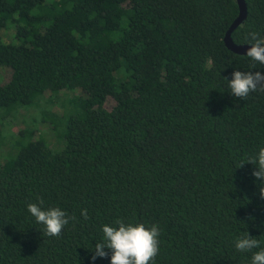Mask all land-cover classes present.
Masks as SVG:
<instances>
[{"label": "trees", "instance_id": "trees-1", "mask_svg": "<svg viewBox=\"0 0 264 264\" xmlns=\"http://www.w3.org/2000/svg\"><path fill=\"white\" fill-rule=\"evenodd\" d=\"M244 1L232 40H264V0ZM238 11L236 0H0V264H110L108 249L92 256L117 219L159 226L150 264H251L260 249L235 241L264 248V184L247 163L264 147V92L240 99L224 77L264 65L225 46ZM52 97L60 114L42 110ZM40 107L59 147L29 127L6 137L15 113ZM41 199L76 217L59 237L27 210Z\"/></svg>", "mask_w": 264, "mask_h": 264}, {"label": "clouds", "instance_id": "clouds-1", "mask_svg": "<svg viewBox=\"0 0 264 264\" xmlns=\"http://www.w3.org/2000/svg\"><path fill=\"white\" fill-rule=\"evenodd\" d=\"M250 47L246 50V56L255 64L264 65V40L259 38L255 31L249 32ZM228 81V87L231 93L240 98H246L250 92H264V74L259 71H240L234 70L231 78L224 77ZM256 166L257 170L252 172L262 184H264V147L260 148L258 154L248 160ZM242 166V165H241ZM240 166V167H241ZM260 198L264 199V186L260 187ZM43 200L39 204L29 203L28 212L35 218L37 223L44 225L43 235L47 237H59L64 227L70 220L76 217L68 216L67 212L60 207L42 209ZM81 215L88 219L87 209H83ZM116 226L104 225L103 243L95 245V254L92 256L94 261L97 257H107L110 250V264H150L154 261L159 252V235L158 225L146 227L143 223L126 224L122 219L115 221ZM235 248L239 252H251L253 249H260L252 254L251 264H264V248H261L260 241L248 233L242 234L235 241Z\"/></svg>", "mask_w": 264, "mask_h": 264}, {"label": "rangeland", "instance_id": "rangeland-1", "mask_svg": "<svg viewBox=\"0 0 264 264\" xmlns=\"http://www.w3.org/2000/svg\"><path fill=\"white\" fill-rule=\"evenodd\" d=\"M11 29H5L1 31V36L4 39L10 40L11 35ZM6 41V40H5ZM10 71L7 68L0 67V79L1 81H5L9 78ZM76 94H79L80 91H76ZM73 92H61L60 98H69L73 96ZM58 96V97H59ZM66 96V97H65ZM50 97L46 95V99ZM50 98L47 102L44 101L42 104L43 109L40 107L39 109L35 108H29V109H22L18 113H15L13 117L9 120V123L3 126V131L6 134V137H10L11 134L15 135L19 132V130H22L26 127L32 128L35 132L34 135H42L46 138L49 146L51 147H59L61 141L58 138V135H56V131L53 130V125L49 120L42 121L41 117V109L49 112H53L56 114H60L61 107H63V101H61L60 98ZM53 103V104H52ZM113 100L111 98H108L105 102V107L110 108L113 105ZM52 104V105H51ZM40 110V111H39ZM8 140V139H7ZM9 141V140H8ZM6 146H3L0 149V164L3 163L2 155L4 152H6Z\"/></svg>", "mask_w": 264, "mask_h": 264}, {"label": "water", "instance_id": "water-1", "mask_svg": "<svg viewBox=\"0 0 264 264\" xmlns=\"http://www.w3.org/2000/svg\"><path fill=\"white\" fill-rule=\"evenodd\" d=\"M237 5H238V15L237 17L233 20V22L230 24L228 27L227 31L225 32V35L223 37V41L225 43V46L239 54H246V50L250 47L249 44H237L235 43L232 38H231V33L232 31L243 21V19L246 16L247 13V8H246V3L244 0H236Z\"/></svg>", "mask_w": 264, "mask_h": 264}]
</instances>
